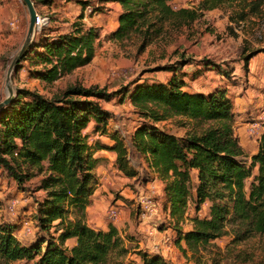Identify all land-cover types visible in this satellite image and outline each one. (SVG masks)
I'll return each mask as SVG.
<instances>
[{"label":"trees","instance_id":"trees-1","mask_svg":"<svg viewBox=\"0 0 264 264\" xmlns=\"http://www.w3.org/2000/svg\"><path fill=\"white\" fill-rule=\"evenodd\" d=\"M101 1L119 5L117 25L103 38L119 41L135 34L139 49L158 36L171 19L188 24L203 10L222 3L240 4L239 19L245 17L246 7L248 11L264 9V0H198L190 8H173L171 0ZM78 3L84 9L89 1L78 0ZM100 9L92 4V12ZM98 37L93 25L80 21L66 32L41 33L32 38L13 68L27 60V65L34 66L31 72L36 77L53 82L87 64L94 55ZM257 51L264 53V45ZM253 54L251 51L244 56L245 61ZM188 62L183 59L165 64L161 68L170 72L165 79L139 77L121 90L148 118L136 126L130 142L162 182V208L173 222V242L182 254L212 244L226 228L230 229V245L226 243L224 251H241L233 246L264 233V118L256 150L248 161L240 160L239 156L244 153L234 133L232 101L227 89L218 85L207 91L189 89L187 79L201 71L182 69ZM107 96L96 85L79 83L67 85L50 97L17 88L10 101L0 107V167L17 182L29 179L33 172L41 173L35 189L42 191L34 199L33 217L38 235L33 242L21 243L13 233L14 223L0 220V264L16 260L29 264H105L109 261L122 264L116 258L130 249L140 264H172L157 252L139 248L131 237L125 240L114 225L95 228L84 219L96 184L95 150L113 151L116 167L125 176L136 174L117 129L107 132L111 140L107 145L98 142L92 146L87 142L84 133L87 123L92 121L96 128L103 130L110 114L95 98ZM170 113L210 124L199 133L177 136L154 124ZM253 167L255 174L246 185ZM192 176L195 183L191 187ZM190 198L195 211L201 204L207 205V211L201 216L189 215L190 227L182 230L176 224L187 218ZM51 226L53 233L45 234ZM68 238H74L69 246L65 244ZM211 246L215 251H223L218 245ZM237 256L242 260L249 258L245 254Z\"/></svg>","mask_w":264,"mask_h":264},{"label":"rangeland","instance_id":"rangeland-1","mask_svg":"<svg viewBox=\"0 0 264 264\" xmlns=\"http://www.w3.org/2000/svg\"><path fill=\"white\" fill-rule=\"evenodd\" d=\"M88 1L91 8L95 4L101 9L97 12L86 11L80 7L78 0H31L34 10L49 19L43 28L34 29L32 37H38L41 33L66 32L78 21L97 29L99 37L94 42L95 52L87 64L49 83L31 72L34 66L27 65V60L12 68L9 75L13 93L15 89L23 88L50 97L67 85L79 83L85 86L96 85L108 94L106 98H95L110 114L103 130L96 128L92 121L87 123L84 128L87 142L92 146L98 142L107 145L111 143L107 132L117 129L123 138L129 164L136 174L125 176L114 163L113 151L104 148L95 150L93 154L98 157L94 166L96 184L90 204L86 207L87 214L84 212L86 223L102 229H106L108 224L116 228L118 225L117 230L125 240L131 237L134 242L140 241L137 242L138 247L147 251H166L165 257L172 264H264V233L233 246L241 251H224L226 243L230 245L228 228L224 234L213 239L212 244L198 251L186 250L182 254L175 246L173 222L162 208V182L130 142L136 126L148 118L121 91L139 77L165 79L170 72L163 70V65L188 59L189 62L183 64L182 69L201 71L196 77L187 79L189 89L207 91L217 85L227 89L232 101L234 133L244 153L239 159L248 161L249 155L256 150L264 118V53L257 51L264 45V9L248 11L246 7L245 17L239 19L237 13L240 4L222 3L203 10L188 24L171 19L166 21L158 36L139 49V38L135 34L119 41L103 38L117 23V3ZM197 1L171 0L170 3L173 8H190L195 7ZM80 15L82 17L79 18ZM27 27L28 12L23 1L0 0V101L7 91L5 79L9 63L23 43ZM251 51L254 54L245 61L244 56ZM205 64L208 66L204 67ZM154 124L182 136L199 133L210 122L195 121L170 113ZM33 173L29 179L17 182L0 167V220L14 223L13 233L24 244L33 242L38 235L33 214L34 199L42 195L41 190L35 189L41 173ZM253 174L255 167L246 178V185ZM194 183L195 178L192 176L191 187ZM191 191L193 193V188ZM109 207L116 209L115 219L107 215ZM206 211V204H201L195 211L193 198H190L186 206L187 218L176 225L186 230L190 227L189 215L196 213L201 216ZM49 233H53L52 226L45 232ZM65 244L69 246L70 240ZM211 245H218L223 251H215ZM238 253L248 255L249 258L242 260L237 256ZM116 259L122 264H140L131 249ZM10 264L29 263L16 260ZM105 264L114 263L109 261Z\"/></svg>","mask_w":264,"mask_h":264},{"label":"water","instance_id":"water-1","mask_svg":"<svg viewBox=\"0 0 264 264\" xmlns=\"http://www.w3.org/2000/svg\"><path fill=\"white\" fill-rule=\"evenodd\" d=\"M23 3L26 5L27 8V12H28V27H27V33L25 35L24 41L23 43L20 45L19 49L17 50L16 54L14 55V57L11 59L10 63H9V67L7 69L6 72V86H7V91L6 94L4 96V98L0 101V107L4 106L5 104H7L10 99L12 98V96L14 95L13 90L11 88V86L9 85V75H10V71L13 68L14 64L16 63L17 60H19V58L21 57V55L23 54V52L28 48L31 40H32V36H33V32H34V26H33V21L35 18V10L34 7L32 5L31 0H22Z\"/></svg>","mask_w":264,"mask_h":264},{"label":"built area","instance_id":"built-area-1","mask_svg":"<svg viewBox=\"0 0 264 264\" xmlns=\"http://www.w3.org/2000/svg\"><path fill=\"white\" fill-rule=\"evenodd\" d=\"M84 9L86 11H91V6L87 5ZM48 20L49 19H48V17L46 15H43V14L35 11V18H34V21H33V26H34L35 29H41L42 27L47 25ZM116 214H117V211H116L115 208L109 207L107 209V215L110 218H112V219L114 218L115 219Z\"/></svg>","mask_w":264,"mask_h":264},{"label":"crops","instance_id":"crops-1","mask_svg":"<svg viewBox=\"0 0 264 264\" xmlns=\"http://www.w3.org/2000/svg\"><path fill=\"white\" fill-rule=\"evenodd\" d=\"M116 25H117V23H116ZM115 25V26H116ZM115 26L113 27V28H115ZM201 91H203V90H201ZM173 133V132H172ZM173 134H175V133H173ZM176 135V134H175ZM178 136V135H177ZM100 150H102V148L100 149ZM193 173V172H192ZM87 212V208H86V211H85V215L87 214L86 213ZM87 220V219H86ZM88 223V222H87ZM105 228V227H104ZM117 229H118V225H117ZM119 230V229H118ZM67 240H70V245L74 242V238H68ZM66 240V241H67ZM138 243H141L140 241H137ZM151 250V249H150ZM156 250V251H155ZM155 250H151L150 252H157V253H159V254H161L164 258H166V259H168L167 257H165V253H166V251H158L157 249H155ZM169 260V259H168Z\"/></svg>","mask_w":264,"mask_h":264}]
</instances>
